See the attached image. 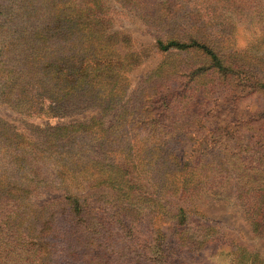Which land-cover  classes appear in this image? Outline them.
Returning a JSON list of instances; mask_svg holds the SVG:
<instances>
[{"label": "trees", "instance_id": "16d2710c", "mask_svg": "<svg viewBox=\"0 0 264 264\" xmlns=\"http://www.w3.org/2000/svg\"><path fill=\"white\" fill-rule=\"evenodd\" d=\"M156 2L157 8L150 6L156 11L150 15L158 14L163 27H173L176 16L169 15L164 2L175 5L176 1ZM57 3L26 0L30 10H14L12 4L9 11L0 10L4 52L13 46L14 52H23L21 64L8 66L1 61L0 95L24 83L29 93L16 92L15 105L26 100L29 111L45 115L99 106L101 117L44 125L34 139L1 121L0 264H183L174 247L196 251L216 232H211L214 227L200 229L199 225L202 232L192 230L190 216L198 210L179 204L170 215L163 202L169 182L173 186L177 182L180 196H194L224 178H233L245 220L255 235L264 237V144L246 146L235 173L228 159L183 158L174 141L137 139L140 132L155 128L134 126L142 117L141 107L129 103L133 109L129 118L116 124L114 119L121 116L120 108L127 109L120 104L125 93L120 83L123 73L138 61L139 52L118 51L120 39L113 40L116 33L107 32L97 14L65 7L53 10ZM59 3L64 5L63 0ZM154 45L159 51L201 50L214 68L223 67L213 50L193 37L156 38ZM108 117L114 122L106 125ZM93 144L100 147L102 158L88 154ZM118 154L147 176L153 190L143 191L133 183ZM86 177L111 187L117 195H80L71 189L80 188ZM45 190H62L63 196L41 204L29 200ZM171 220V234H178L173 243L163 230ZM236 264H264V257L240 245Z\"/></svg>", "mask_w": 264, "mask_h": 264}, {"label": "rangeland", "instance_id": "374dc122", "mask_svg": "<svg viewBox=\"0 0 264 264\" xmlns=\"http://www.w3.org/2000/svg\"><path fill=\"white\" fill-rule=\"evenodd\" d=\"M57 1L53 10L65 7L64 10H82V14L88 10L90 14H97L104 29L116 33L113 40L120 39L116 46L121 53L139 52L138 61L123 73L120 86L125 93L120 104L127 109L120 108L121 116L114 119L115 124L129 118L128 112L133 111L129 103H134L142 109V117L135 120L134 126L143 129L147 125L155 126L149 133L140 132L137 139L174 141L177 154L183 158L228 159L234 168L228 167L235 173L239 158L246 155V146L264 144V0H175V5L164 2L169 15L176 16L169 29L160 24L158 14L150 15L156 11L150 6L157 8V0H63L64 5L59 3L61 0ZM10 4L14 10H30L26 0H3L0 10H11ZM172 36L183 40L193 37L203 42L223 67L214 68L210 57L201 50L159 51L154 45L156 38L165 41ZM5 38L0 36V63L5 60L8 66L21 64L22 50L14 52L13 46L12 51L7 48L4 52ZM123 38H128V42ZM156 74L159 78L154 77ZM14 89L0 95V124L3 121L26 138H37L38 128L44 125L101 117L99 106L60 115L29 111L26 100L15 105V94L29 93L30 87L19 83ZM114 120L108 117L105 123L108 125ZM90 150L88 154L93 158H102L97 144ZM118 156L133 183L139 184L143 191L153 190L152 182L144 173ZM175 185L169 182V191L164 190L163 194L170 215L179 204L198 210L190 216L192 230H198L199 225L200 229L214 227L211 232H216L212 233L214 239L196 251L179 245L174 247L183 264H236V246L240 245L264 257V237L255 235L245 220L233 178H224L194 196H180L177 182ZM79 187L71 189L80 195L96 193L106 198L117 195L116 190L96 184L93 178L86 177ZM42 193L30 196L29 200L41 204L63 196L62 190ZM137 194L134 192L135 197ZM153 222L159 226V222ZM172 224L173 220L163 230L173 243L178 241V234H171Z\"/></svg>", "mask_w": 264, "mask_h": 264}]
</instances>
